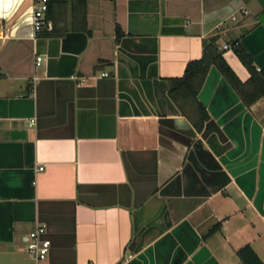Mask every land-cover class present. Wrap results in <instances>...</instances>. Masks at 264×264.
<instances>
[{"label": "crops", "instance_id": "0c3cea01", "mask_svg": "<svg viewBox=\"0 0 264 264\" xmlns=\"http://www.w3.org/2000/svg\"><path fill=\"white\" fill-rule=\"evenodd\" d=\"M16 1L20 20L0 18V264H28L41 224L47 264H222L244 243L264 261V97L245 105L211 64L198 128L171 91L210 36L241 80L224 44L264 67V0H53L37 33Z\"/></svg>", "mask_w": 264, "mask_h": 264}, {"label": "trees", "instance_id": "16d2710c", "mask_svg": "<svg viewBox=\"0 0 264 264\" xmlns=\"http://www.w3.org/2000/svg\"><path fill=\"white\" fill-rule=\"evenodd\" d=\"M52 2L53 0H47V18ZM231 48L248 71V77L245 80H241L226 62L222 51L218 48L216 36H210L203 42L202 56L190 60L185 67L183 76L174 80L171 85V91L178 92L179 89H182L184 95L194 100L199 116L198 121L195 122L198 128L201 127L207 113L196 94L211 64L218 68L245 105L250 106L264 97V67L257 68L239 42L233 41ZM235 253L243 264H264V261L259 258L249 243H244L236 248Z\"/></svg>", "mask_w": 264, "mask_h": 264}, {"label": "built area", "instance_id": "2783aa9c", "mask_svg": "<svg viewBox=\"0 0 264 264\" xmlns=\"http://www.w3.org/2000/svg\"><path fill=\"white\" fill-rule=\"evenodd\" d=\"M47 0H32L31 23L33 32L37 33L44 28L50 27V20L46 17ZM246 11V10H244ZM234 17V16H233ZM223 48L231 47L230 44H224ZM41 60V56H36V64ZM106 75V72H102ZM38 169H42L39 166ZM45 226L36 225L25 235V251L29 256L28 264H47V255L50 247L49 238L44 236Z\"/></svg>", "mask_w": 264, "mask_h": 264}, {"label": "rangeland", "instance_id": "374dc122", "mask_svg": "<svg viewBox=\"0 0 264 264\" xmlns=\"http://www.w3.org/2000/svg\"><path fill=\"white\" fill-rule=\"evenodd\" d=\"M236 67L241 68V65L237 64ZM257 227H258V232L262 234V236L260 235L261 236L260 238L262 241H264V221L261 220L260 222H258ZM242 239H244V236L242 234H237L236 236L231 238V244L239 245L242 242ZM235 250L236 249L233 250L232 247L230 248L228 246H226L225 249H222V252L219 254L221 258V263L222 264H243L241 260L238 258V256L236 255ZM261 257L264 259L263 255H261Z\"/></svg>", "mask_w": 264, "mask_h": 264}, {"label": "water", "instance_id": "95a60500", "mask_svg": "<svg viewBox=\"0 0 264 264\" xmlns=\"http://www.w3.org/2000/svg\"><path fill=\"white\" fill-rule=\"evenodd\" d=\"M227 2L231 5L233 4V0H227ZM20 4H21V1H16L15 3H10L9 0H6V2H5V9H6L5 13L3 15H0V18L4 24H7L8 22H10L15 14H17L16 19L20 20V18L23 16V12H21L20 14L18 13ZM183 135H184V138L188 136L185 133H183ZM182 138H183V136L181 137V139ZM174 139L177 140L176 137H174Z\"/></svg>", "mask_w": 264, "mask_h": 264}, {"label": "flooded vegetation", "instance_id": "af4514ba", "mask_svg": "<svg viewBox=\"0 0 264 264\" xmlns=\"http://www.w3.org/2000/svg\"><path fill=\"white\" fill-rule=\"evenodd\" d=\"M31 6H32V4H31Z\"/></svg>", "mask_w": 264, "mask_h": 264}]
</instances>
